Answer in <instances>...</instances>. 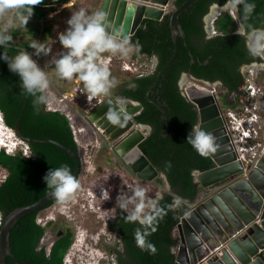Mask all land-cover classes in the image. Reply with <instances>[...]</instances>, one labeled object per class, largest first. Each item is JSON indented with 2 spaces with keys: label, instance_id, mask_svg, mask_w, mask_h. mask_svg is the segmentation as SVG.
I'll return each instance as SVG.
<instances>
[{
  "label": "trees",
  "instance_id": "1",
  "mask_svg": "<svg viewBox=\"0 0 264 264\" xmlns=\"http://www.w3.org/2000/svg\"><path fill=\"white\" fill-rule=\"evenodd\" d=\"M69 1L71 0H44L41 4L40 0H35V4H29L28 7H34V18L41 20L59 5ZM185 1L175 0L174 4L180 6ZM225 1L227 0H197L180 15L179 23L185 38L181 39L175 61L155 87V90L161 91L164 100L166 113L162 120V114L145 97V92L155 80L156 74L137 77L134 87L127 86L121 92L124 97L139 99L146 107L138 119L150 123L154 130L142 142L140 148L154 166L166 175L173 191L165 192L160 197L152 212L150 223L138 224L137 221H130L128 213L122 216L118 226L125 244V252H117L118 264H178L172 250L176 245L172 230L179 221L178 212L174 208L175 198H180L181 201L197 198L200 193L194 171H204L212 166L210 156L199 155L186 140L193 126L198 123V110L180 89V76L184 72H190L199 79L221 80L230 92H234L239 88L242 78L238 67L259 60V56L249 54L246 35L234 32L237 20L230 13L220 16L216 21L218 33L211 38L206 37L203 15L211 4ZM237 2L241 21L247 31L264 27V0ZM247 4L255 5L251 13L246 11ZM148 27V31L140 27L133 41L141 45L139 52L145 55V59L152 55L158 56L159 70L174 52L170 18L167 16L161 27L156 28L152 23L148 24ZM0 28L3 26L0 25ZM16 32L17 28L9 29V34L13 37ZM43 32L46 35L49 33L47 30ZM31 45L33 43L29 40L16 42L13 39V42L0 46V54L11 58L20 51L29 53ZM34 103V98L23 93L18 75L10 72L7 63L0 60V111L5 123L14 129L22 115L20 129L24 136L53 139L78 152L79 144L75 140L69 117L58 110H47L46 106H41L40 114L36 115ZM155 112L158 114L155 115ZM29 145L34 153L31 158H26L22 152L10 154L4 149L0 151V166L8 171L6 179L0 183V212L3 218L15 208L34 203L52 192L43 180L51 168L67 165L71 173L76 168L75 158L54 143L30 142ZM157 181L163 182V179L158 178ZM54 203L55 199L40 210L25 215L12 228L10 246L20 264H64L73 240L72 231L68 229L65 235L55 238L50 251H47L46 245H40L46 229L37 222V216ZM137 231L145 236V250L137 246ZM148 244L155 247L154 253L147 249ZM7 261L8 264H16L11 257H8Z\"/></svg>",
  "mask_w": 264,
  "mask_h": 264
},
{
  "label": "water",
  "instance_id": "2",
  "mask_svg": "<svg viewBox=\"0 0 264 264\" xmlns=\"http://www.w3.org/2000/svg\"><path fill=\"white\" fill-rule=\"evenodd\" d=\"M196 1L186 0L176 6L175 0H100L98 11L105 13L107 24L111 26L109 30L122 29V35L130 38L146 19L160 21L167 16L170 18L174 52L157 73L146 92L147 97L175 61L181 39L185 38L179 23L180 15ZM217 6L214 5L213 9ZM184 78L182 76L179 83L183 87V94L198 110L196 126L213 135L216 151L209 155L211 168L194 171L195 182L205 189V194L194 200L175 198L174 208L180 224L173 228L172 236L181 249L178 260L182 259L184 253L189 264H264V153L255 166L241 160L238 153L241 143L234 142L228 134L227 109L221 107L220 95L206 80L191 77V81L183 84ZM109 112L119 115L118 124L108 118ZM87 115L90 126L103 133L105 146L116 153L138 177L152 181L164 174L140 148V143L145 139L142 127L135 123L134 117L118 100L111 96L102 98ZM21 120L22 115L14 129L16 134L29 143L51 142L70 153L77 162L72 173L77 179L81 170L80 154L53 139L24 136L20 129ZM51 193L34 203L15 208L3 218L0 226V264H8V257L20 264L11 250V230L20 218L54 200ZM258 218L262 220L261 224L256 222ZM245 225L248 226L244 228ZM241 228L244 230L234 237Z\"/></svg>",
  "mask_w": 264,
  "mask_h": 264
},
{
  "label": "rangeland",
  "instance_id": "3",
  "mask_svg": "<svg viewBox=\"0 0 264 264\" xmlns=\"http://www.w3.org/2000/svg\"><path fill=\"white\" fill-rule=\"evenodd\" d=\"M93 5L94 1L92 3V0H71L65 4L59 5L55 11L48 13L47 16L41 20L35 19L32 15L27 22L26 27L20 25L18 21L14 22L11 27L18 29L15 36H12V42L13 39L16 42L29 40L33 44L43 46L45 51L49 53L48 55L39 53L38 49H34L33 47L29 52L33 61L47 76L49 84L48 93L51 94V97H54L51 101V107H47V110L61 108L68 115H71L70 117H73L72 121L77 127H80L82 130L85 129L84 132L81 134L79 133V140H81V145L79 146L78 151L81 158V172L79 177L80 187L73 194L72 199L63 204L56 202L48 209L39 212L37 216V222L46 229V232L40 241V245H46L45 247L47 250L51 247L55 238L59 237V234L65 232L67 226L73 228L74 236L72 244L67 252L70 255L69 258L73 261L69 264L104 263L103 259L105 258H102V256H104V251L98 249L95 245L96 241L94 242V238L96 240L97 236L101 235L102 240L106 239L111 243L116 242V248L118 247L120 250L123 249L122 246H120V242H122L121 238L119 236L115 237V233L113 232L114 230L118 232L117 228L112 226V228H114L110 232L105 230L107 222L117 215V212L122 213L125 210L132 214L135 211L136 206L141 202L144 204L141 216H148L153 203L158 200L157 196L161 197L165 192L173 191L171 186H169L167 179L163 177V182L153 181V183L148 186L139 183L138 181H135L133 184V182L131 183L127 180L126 176L129 175L123 168H115L110 162L102 159L101 153L103 151L100 146L104 143L100 142V140L99 142L94 141L96 136L90 130L92 127L89 126L91 128H88L84 125V123L87 124L85 119L88 118L87 114L89 110H91V106H94V104H87V100L83 97V89L85 87L83 82L78 76H74L73 79L69 81L60 79L56 74L55 61L66 51L59 43V36L68 27L66 23L67 20L73 12L80 9H85L89 14L94 13L95 9ZM209 23L211 25L209 31L211 32L212 30V33L215 32L211 20L210 22L208 21V24ZM0 25L3 27L5 26V22L2 18H0ZM43 30H47L49 33L46 35ZM131 54L128 58H123L119 54L112 55L111 53L105 52L98 57L96 63L107 66L115 64L113 66L114 68L111 67L112 70L109 68L110 77L113 78L115 73H117L119 76V85L127 84L131 79L135 78L134 76L137 77V74L144 73L146 68L151 67L153 63V61L150 63V61L145 58H139L137 61V54ZM111 58L113 60H111ZM115 62H118L119 64ZM128 66L132 68L127 71L125 68H128ZM256 66L257 68L248 66L244 71L245 76L251 77L253 74H257V70L264 67V64ZM185 79L189 80L188 76H185L184 80ZM217 88L221 89V86H217ZM242 99H244V97H242ZM230 106L231 104H228V107ZM224 108H227V106H224ZM130 110L132 111L133 107H130ZM0 129H3L1 122ZM7 136L9 137L10 142V139L12 138L13 141H17L18 145L21 144V140H19L17 138L18 136L14 134V130L7 128L4 132H0L1 139L7 141ZM14 152L17 153L16 150ZM100 165L103 168L102 173L97 172ZM106 166L107 168L104 170ZM7 174L8 171L0 166V183H2V180ZM112 184L116 186L115 190H112V187H110ZM105 188L109 191H106ZM137 189H142L144 191L145 195L142 201L140 198L135 197ZM98 196H101V198L102 196L108 198L106 203L101 204L103 207L100 206L99 208L96 203H93V205L95 207L97 206V209H90L89 205L87 207V203H90L91 201L90 197H93L96 200V197ZM119 200H128L131 202L128 203L126 208H121L118 203ZM109 226L111 225L109 224ZM117 235H119V233H117ZM107 253L105 256L109 254ZM109 256L113 257L114 254H109ZM111 264L113 263L111 262Z\"/></svg>",
  "mask_w": 264,
  "mask_h": 264
},
{
  "label": "clouds",
  "instance_id": "4",
  "mask_svg": "<svg viewBox=\"0 0 264 264\" xmlns=\"http://www.w3.org/2000/svg\"><path fill=\"white\" fill-rule=\"evenodd\" d=\"M40 2L43 4L44 0H40ZM29 4H35V0H0V18L5 22V26L0 28V46L9 43L12 40V36L9 34V29L13 26L14 22L18 21L20 25L26 27L34 10V7H28ZM245 7L246 11L251 13L255 5L247 4ZM66 23L68 27L59 36V43L66 51L55 61L57 76L62 80L69 81L72 80L74 76H78L92 97L101 94L107 95L110 90L116 86L117 81L115 78H110V72L107 65H99L96 63L98 57L102 53L108 52L112 55L119 54L123 58H128L133 51L139 52L141 45L138 42L133 44L129 36L122 35V29L109 30L111 26L107 24L106 15L102 11L89 14L85 9H80L73 12ZM238 34L244 35V30L242 28L238 29ZM31 47L38 49L39 53L45 55L49 54L45 51L43 46L33 44ZM247 48L249 54L252 56H264V29H252L247 33ZM0 60L7 63L10 72L18 75L23 93L27 97L35 99L34 108L36 109V115L40 114L39 109L41 106L51 107V101L54 97H51V94L48 93V78L45 73L39 69L28 52L20 51L11 58L7 55L0 54ZM152 61L154 67L156 63L155 56L152 57ZM261 69L262 68H260V70ZM108 118L114 124L120 122V117L116 112H109ZM0 122L3 126V129H0V132H4L7 128L11 130L15 129L9 127L5 123L1 111ZM14 134L17 135L15 130ZM7 138V145H0L2 148L1 150L4 149L7 151V148H12V144L15 143L12 138L10 139L11 142L9 141L8 136ZM17 138L23 140L19 136ZM186 140L201 156L207 157L216 151L213 135L204 132L197 126H193L191 132L186 137ZM21 144L14 147L15 149H12L21 152L19 149V147L21 148ZM11 154L16 153L14 152ZM168 166L170 167V162ZM43 180L45 181L46 186L52 189V196L55 198L56 202L60 204L72 199L73 194L80 187L79 181L73 176L67 165H62L58 168H51L44 175ZM144 195L142 189H137L135 192V197L140 198L141 201L143 200ZM130 202L131 201L128 200L118 201L121 208H126ZM143 208L144 204L141 202L136 206L135 211L128 217V219L130 221L138 220L141 223H150L152 219L151 217L141 216ZM176 225L174 228H176ZM154 230L155 229H153V231ZM135 240L137 246L142 250H145V236L137 231L135 234ZM95 241L94 238V242ZM147 249L152 253L155 252V247L151 244L147 245ZM172 250L173 253H175L176 262L180 264L177 261L180 254L177 242ZM183 254L184 253H182V258L187 260ZM72 261L73 260L71 259L70 262ZM70 262H66V264H69Z\"/></svg>",
  "mask_w": 264,
  "mask_h": 264
},
{
  "label": "flooded vegetation",
  "instance_id": "5",
  "mask_svg": "<svg viewBox=\"0 0 264 264\" xmlns=\"http://www.w3.org/2000/svg\"><path fill=\"white\" fill-rule=\"evenodd\" d=\"M214 5H219V6H217L215 9H213V6ZM226 13L232 14L236 18V20H237V26L234 29V32L235 33H238V29H241L242 28L244 30V35H246V38H247V33L249 31H247L246 26L241 21V17H240V7H239V4H238L237 0H227L224 3H213V4H211L209 6L207 12L202 17V20H203V23H204V29H205V32H206V37L207 38H211V37L215 36L218 33L217 30H216V25H215L216 24V21L218 20V18L220 16L225 15ZM163 20L157 21V20H147L146 19V20L143 21V24H142L141 27H144L147 31L149 30L148 24H151V23L156 28L157 27H161L162 26V23H163ZM210 20H211L212 26H214V28H215V32H213V33H212V30H211V32L209 31L210 28H211V25H210V23L208 24V21L210 22ZM254 29H264V27H258V28H254ZM134 35L131 37V41H132L133 44L136 43V42L133 41ZM246 46H247V41H246ZM133 54L134 55L137 54V56H138L137 59H136L137 61L139 60V58H145V55L143 53L133 51ZM133 54H131V55H133ZM153 56L156 57V63H155V66L154 67H153V63L151 62L152 60H150V59H152ZM146 59L148 61H150V63H152V66L149 67V68L147 67L146 68V71L144 73L137 74V77H141V76H144V75H147V74H151V75L152 74H156V76H157V73L160 70V69L157 70V68L159 66V58H158V56L157 55H152L150 59L148 57H146ZM193 59H194V57H193ZM111 60H113V59L111 58ZM192 62H194V61H192ZM115 63L119 64L118 62H115ZM260 64H264V58H263V56H259V60H255V61L250 62L249 64L240 65L238 67L237 70L240 73V75H242V78L240 79L239 88L236 91H234V92H230L229 88L226 85H224L223 81H221V80H214V81L206 80V81H208L207 83L210 86H213V88L218 93V95H220V103H221V107L222 108H224V106H227V108H225V109L228 110V109L234 108L235 106L237 107L239 105V103L241 102L242 97H243L244 87H245V85L247 83L246 82V76H245V73H244L245 69L248 68V66H250L252 68H257L256 65H260ZM114 65L113 64H110L107 67H108V69L111 68V67L114 68L113 67ZM112 68L110 70H112ZM131 68L132 67L125 68V70L128 71V70H131ZM262 69H264V67H262ZM259 72H261L260 69L257 70V73H259ZM184 75L185 76H188L189 80L185 79V81H184L183 84L191 81L192 80L191 77H195L190 72H184V73L181 74L180 79ZM134 77L135 78H133V79L130 80V83L129 84L119 85V83H120V82L118 83L119 76L117 75V73H115V75H114L113 78H115V80L117 81V84H116V86L114 88H112L110 90V92L107 95L101 94V95H97L95 97H92L91 94L84 87V89H83L84 90L83 91L84 92V96L83 97H85V100H87L88 103H92V104H94L93 102H94V99H95L94 106H96V104H98L102 100V98H105V97H108V96H111L114 99L118 100V103L125 110H127V111L129 110L128 112L134 117L135 123L139 124L142 127V131L145 134V139H147L153 133L154 127L150 123H145L141 119H138V116L145 111L146 107L137 98L124 97V96L121 95L122 90L124 88H126L127 86L128 87H133V85L134 86L136 85L135 79L137 77L136 76H134ZM195 78L198 79V80H201V81H204L205 80V79H199L197 77H195ZM180 79H179V82H180ZM123 82H125V81H123ZM157 84H156V86H157ZM179 86H180V83H179ZM217 86H221V89H218ZM155 87L149 92L148 97L146 96V92L148 90L147 89L146 92H145V97L148 100V102L151 103L152 105H154L155 108H156V110H159V113L162 114L161 119H160V120H162V118H164V113H166V110L164 112V100L162 98L161 91L158 90V89L155 90ZM182 88L183 87L180 86V89L183 92V89ZM228 104H231V106L228 107ZM130 107H133V110L132 111L130 110ZM156 114H158V113L155 112V115ZM166 117L168 118V116H166ZM85 121L87 122V124L84 123V125L87 126L88 128H91V127H89L90 124H89L88 118L85 119ZM90 130L95 134V136H96V138H97L98 141L101 140V142L104 143V135H103V133L101 131H98V130L93 129V128H91ZM163 131H164V129H163ZM142 142L140 143V146H141ZM100 148L103 151L101 153V158L104 159V160H107L108 162H110V164L113 165V166H115V168H117V167L123 168L125 170V172L129 175V176H126L127 177V180H129L131 183L133 182V184L135 183V181L136 182L138 181L139 183L146 184V186H148V185H151L153 183V181L154 182L155 181L158 182L157 181L158 178H162V177L164 178V174H163L160 177H157L156 179H154L152 181L143 180L140 177H138V175H136L135 173H133L132 170L128 167V165L121 158H119L116 153L111 152L105 146V144H101ZM31 151H32V149H31ZM31 156H34L33 151H32V155ZM100 168H101V170H99ZM106 168H107V166L104 168V170ZM102 171H103V168L100 165L99 168L97 169V172L102 173ZM80 172H81V170H80ZM79 177H80V173H79L78 178H77L78 181H80L79 180ZM112 185H110V187H112V190H115L116 186H114V184H112ZM102 188H104V187H102ZM105 190L106 191H109L106 188H105ZM157 197H158L157 199L159 200L160 199V196H157ZM90 198H91L90 199L91 200L90 203H87V207L89 205L90 209H95L97 206L100 208V206H101L102 203L104 204V203H106L108 201L107 200L108 198L107 197H104V196H102V198H101V196H99L98 199L96 197V200L93 197H90ZM109 200H110V195H109ZM158 200L155 203H153L152 208H150L148 217H151L152 212L154 211L155 206H156ZM93 203H96V205L97 204L98 205L95 207L93 205ZM101 207H103V205ZM125 213H128V212H126L125 210L122 213L117 212V215H115L109 222H107L106 227H105V230L106 231H109V232L114 227H116L117 230H118V232L116 230H114L113 232L115 233V237H118L119 236L121 238V240H122V237H121V232H120V228H119L118 225H119L120 219L122 218V216ZM128 214H130V213H128ZM119 216H120V218H119ZM137 223L138 224H144V223H141L138 220H137ZM109 224L111 226H109ZM112 226H114V227L112 228ZM68 229L73 232V236H74V230H73V228L71 226H67L65 232L61 236L65 235V233L67 232ZM117 233H119V235H117ZM61 236H59V237H61ZM120 243H121L120 246H122V248H123L122 250H120V248H118V247L116 248V242H112L111 243V242H108L106 239L105 240H102V236L101 235L100 236H97L95 245L98 247V249H100V251H102V250L104 251V256H102V258L104 257L105 259H103V262L104 263H102V264H106V263L111 264V262L113 264H118V261H119V258L118 257L119 256H118V253L117 252H122V253L125 252V244H124L123 240ZM107 252L109 254H111V255L114 254V256L113 257L112 256H109V254ZM106 253L108 255L105 256ZM110 259H111V261H110ZM99 264H100V262H99Z\"/></svg>",
  "mask_w": 264,
  "mask_h": 264
},
{
  "label": "built area",
  "instance_id": "6",
  "mask_svg": "<svg viewBox=\"0 0 264 264\" xmlns=\"http://www.w3.org/2000/svg\"><path fill=\"white\" fill-rule=\"evenodd\" d=\"M246 85L244 87L243 97L239 105L234 108L228 109L225 113L226 126L228 134L234 142H240L238 146L239 158L247 163H250L252 166H255L259 158L264 153V69L257 74H253L251 77L246 76ZM92 108V106H91ZM61 111L65 113L71 120V127L74 132L75 140L78 142L79 146L81 145V140L78 139L76 132L81 130L77 125L72 121L73 117L68 115L61 108H57L53 111ZM21 152L26 158H31L32 151L28 142L21 140ZM0 146V150H1ZM15 149V148H14ZM12 148H7V153L12 152ZM7 170V169H6ZM5 178L2 180L4 181ZM2 213L0 212V225L2 224ZM256 222L262 223L261 219H257ZM180 224V221L177 223L176 227ZM248 225H245L246 228ZM244 228L239 229L233 235L234 237L240 234ZM52 246V245H51ZM51 248V247H50ZM50 248L47 251H50ZM181 249L179 248V253ZM67 253L65 256L66 262H70ZM180 264H189L183 258L177 259Z\"/></svg>",
  "mask_w": 264,
  "mask_h": 264
},
{
  "label": "crops",
  "instance_id": "7",
  "mask_svg": "<svg viewBox=\"0 0 264 264\" xmlns=\"http://www.w3.org/2000/svg\"><path fill=\"white\" fill-rule=\"evenodd\" d=\"M93 1H94V9H95V11H94V13L95 12H97L98 11V9H99V6H100V0H92V3H93ZM147 60V59H146ZM83 124V123H82ZM87 129V128H86ZM85 131V129H83L81 132H80V134L82 133V132H84ZM94 141H98L97 140V138L96 139H94ZM101 141V140H100ZM99 142V141H98ZM199 193L200 194H198V198H201L202 196H203V194H205V189H203L200 185H199ZM180 199V198H179Z\"/></svg>",
  "mask_w": 264,
  "mask_h": 264
},
{
  "label": "bare ground",
  "instance_id": "8",
  "mask_svg": "<svg viewBox=\"0 0 264 264\" xmlns=\"http://www.w3.org/2000/svg\"><path fill=\"white\" fill-rule=\"evenodd\" d=\"M128 68H130V66H128ZM91 100H92V99H91ZM94 104H95V102H94ZM81 130H82V129H81ZM81 130H77V132H76V135H77L78 139H79V133L81 132ZM18 139H19V138H18ZM1 140H3V141H1ZM0 145H7V141L4 140V139H1V138H0ZM14 146H19L18 143H17V141H16L14 144H12V148H13ZM77 200H78V199H77Z\"/></svg>",
  "mask_w": 264,
  "mask_h": 264
}]
</instances>
